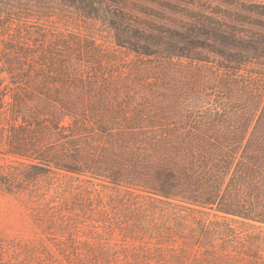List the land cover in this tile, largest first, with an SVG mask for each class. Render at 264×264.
<instances>
[{"label":"rangeland","instance_id":"rangeland-1","mask_svg":"<svg viewBox=\"0 0 264 264\" xmlns=\"http://www.w3.org/2000/svg\"><path fill=\"white\" fill-rule=\"evenodd\" d=\"M116 1L110 5L126 15L132 29L162 37L158 54L142 56L120 48L112 31L99 25L53 19L31 23L33 32H65L75 42L62 53L66 76L51 96L57 102L39 97L22 109L28 123L45 127L46 160L98 169L92 173L112 169L119 189L144 190L167 173L173 189L184 196L214 199L221 186L226 203L263 207L264 54L237 50L233 59L207 48L182 54L164 47L166 41L189 47L175 36L186 28L255 41L264 36V0ZM1 153L0 166L21 161ZM219 167L227 173L223 183L213 172ZM52 171L53 183L76 193L91 184L98 191L115 190L90 178V172L78 178ZM52 182L38 184L41 199L33 198L34 188L9 194L0 185L1 242L38 239L35 211L47 214L48 204L55 212L68 208L72 199L53 195Z\"/></svg>","mask_w":264,"mask_h":264},{"label":"trees","instance_id":"trees-1","mask_svg":"<svg viewBox=\"0 0 264 264\" xmlns=\"http://www.w3.org/2000/svg\"><path fill=\"white\" fill-rule=\"evenodd\" d=\"M110 3L119 2L0 0V150L5 157L21 159L16 165L0 166L3 190L24 194L34 188L31 196L41 199L44 194L38 184L52 182V170L78 178L90 172V178L115 188L106 193L91 184L76 193L73 187L50 183L53 195L64 193L72 199L68 208L55 212L48 204L47 214L35 211L40 237L0 241V264H264V206L245 202L234 207L225 202L221 186L214 199L184 196L173 189L167 173L157 175L158 183L144 190L119 189L112 169L92 173L98 169L84 171L46 160L45 127L41 122L28 123L22 109L39 97L57 102L51 96L66 76L62 53L75 42L65 32H33L31 23L53 19L69 25H99L112 31L120 48L142 56L158 54L162 37L132 29L126 15ZM175 36L189 47L166 41L164 48L182 54L191 52L189 48H207L233 59L244 52L264 54V36L245 41L207 28H186ZM213 172L221 175L223 183L227 173L222 167Z\"/></svg>","mask_w":264,"mask_h":264}]
</instances>
